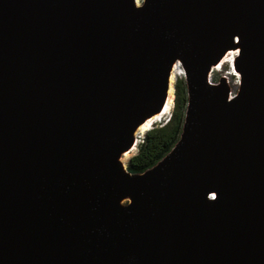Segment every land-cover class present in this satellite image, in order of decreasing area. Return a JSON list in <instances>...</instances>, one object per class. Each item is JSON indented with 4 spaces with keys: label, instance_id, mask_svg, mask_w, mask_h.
<instances>
[{
    "label": "water",
    "instance_id": "95a60500",
    "mask_svg": "<svg viewBox=\"0 0 264 264\" xmlns=\"http://www.w3.org/2000/svg\"><path fill=\"white\" fill-rule=\"evenodd\" d=\"M175 58L180 138L123 171ZM0 264H264V0H0Z\"/></svg>",
    "mask_w": 264,
    "mask_h": 264
},
{
    "label": "trees",
    "instance_id": "16d2710c",
    "mask_svg": "<svg viewBox=\"0 0 264 264\" xmlns=\"http://www.w3.org/2000/svg\"><path fill=\"white\" fill-rule=\"evenodd\" d=\"M188 99L186 79L184 75L177 76L171 114L165 122L146 131L128 161L130 172L139 173L152 167L173 148L183 131Z\"/></svg>",
    "mask_w": 264,
    "mask_h": 264
},
{
    "label": "bare ground",
    "instance_id": "6f19581e",
    "mask_svg": "<svg viewBox=\"0 0 264 264\" xmlns=\"http://www.w3.org/2000/svg\"><path fill=\"white\" fill-rule=\"evenodd\" d=\"M134 4L136 6L140 5L141 2L139 0H134ZM240 50V44L239 42H237V44H235L232 47H228L224 50V52L222 53L221 57L215 61H211V70L208 74V76H211V73L213 70H217L219 68L222 67L223 63L225 61H229L230 62V66H231V73H237L240 74L238 72V70L235 68L234 66V62H233V56L234 55H238ZM232 67H234V71L232 70ZM174 68L179 69L180 74L184 75V67L183 64L181 62V60L179 58H175L172 63L171 66L168 70V74H167V84H166V89H165V93H164V97H163V101L162 104L160 105V107L149 113L135 128V130L133 131L132 134V139L128 145V147L126 149H124L122 152H120L117 156H116V160L118 161V163L120 164L121 169L124 171L125 169V165H124V160L122 159L123 156H127L129 155L133 149L135 148V146L138 143V137H140L141 133H144L147 129H150V127L152 126L153 122L158 120L160 117H162L165 113L169 112L170 108H171V101H172V86H171V81H172V76H173V70ZM182 68V69H181ZM178 72V71H177ZM228 86V85H227ZM230 95H233L230 92ZM214 197V192H212L210 194V198ZM130 199V195L129 193H125L123 194L119 200L118 203L121 205L124 201V199Z\"/></svg>",
    "mask_w": 264,
    "mask_h": 264
},
{
    "label": "rangeland",
    "instance_id": "374dc122",
    "mask_svg": "<svg viewBox=\"0 0 264 264\" xmlns=\"http://www.w3.org/2000/svg\"><path fill=\"white\" fill-rule=\"evenodd\" d=\"M139 1L142 2L143 0H139ZM236 56H237V54L233 56V62H234V59ZM179 69L174 68V70H173V76H172V81H171V86H172L171 108H170L169 112L165 113L158 120L154 121L151 127L162 124L163 122H165L168 119L169 115L171 114L173 104H174L175 81H176L177 76L182 75V74H180ZM232 70L234 71V67H232ZM230 71H231L230 62L225 61L221 68L212 71L210 78H211V81L214 83H217L220 79H223L226 82V84L228 85L230 92L232 94H234L239 89V85H240V78L239 77L240 76L236 72L231 73ZM147 130H149V129H147ZM146 131L144 133H141L140 137H138V143L140 140H142ZM138 143H137V145H138ZM137 145L135 146V148L133 149V151L129 155L122 157V159L124 160L123 163L125 166L128 163L130 157L137 151ZM128 201H129V199L126 198V199H124L123 203H127Z\"/></svg>",
    "mask_w": 264,
    "mask_h": 264
}]
</instances>
